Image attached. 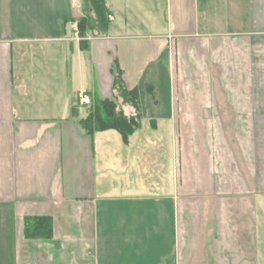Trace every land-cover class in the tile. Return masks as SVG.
<instances>
[{"label": "crops", "instance_id": "crops-1", "mask_svg": "<svg viewBox=\"0 0 264 264\" xmlns=\"http://www.w3.org/2000/svg\"><path fill=\"white\" fill-rule=\"evenodd\" d=\"M106 2L83 49L63 24L82 0H0V264H32V239H68L67 264H264V0ZM117 71L142 107L127 141L81 125L80 94L117 102ZM26 215L52 236L26 237Z\"/></svg>", "mask_w": 264, "mask_h": 264}, {"label": "trees", "instance_id": "trees-1", "mask_svg": "<svg viewBox=\"0 0 264 264\" xmlns=\"http://www.w3.org/2000/svg\"><path fill=\"white\" fill-rule=\"evenodd\" d=\"M84 14L79 18H64L63 24L76 23L77 32L81 36L83 49L89 47L86 39L90 33H102L107 30L111 21V11L106 0H82ZM116 97H121L123 103L131 104L135 108V114L127 115L118 105L115 99H101L97 95L92 97L93 102L88 116L82 120V127L89 133L95 131L116 129L127 141L139 127L142 119V107L137 88L130 89L126 86L121 71H117L114 78ZM73 112L75 109L73 108ZM24 233L28 238H50L53 233V221L51 216L26 215L24 219Z\"/></svg>", "mask_w": 264, "mask_h": 264}, {"label": "rangeland", "instance_id": "rangeland-1", "mask_svg": "<svg viewBox=\"0 0 264 264\" xmlns=\"http://www.w3.org/2000/svg\"><path fill=\"white\" fill-rule=\"evenodd\" d=\"M94 33H96V32H94ZM184 91H185V95H196V96L205 95L206 93L211 94V95L218 93L216 88H210V87L206 88V87H202V86H195L192 88L186 87L184 89ZM220 91L224 94L232 95V90L230 88L225 87V86H224V88H220ZM116 99H117L118 105L120 107H122V104H124L122 102V98L116 97ZM90 106L91 105H84V104L80 105V107L84 110H88V108L90 109ZM225 121L228 124V127H231V125L235 126V125H237V123L240 124V122L235 118H231V119H228ZM213 122L215 125L218 126V131H221L218 120L214 119ZM142 126L144 128L150 129L152 126L150 119L143 120ZM238 127H240V126H238ZM241 127L242 128L239 129V131L241 132V135L239 137H240V140L241 139H243V140L241 141L240 144H238V138L239 137L236 136V134L229 135V140H230L229 145H231V146H236V145L237 146H239V145L240 146H247V140L250 138V136L247 135V130L243 128L244 126H241ZM235 129L238 130L237 128H235ZM211 130L215 131L214 128L213 129L209 128L208 132L210 133ZM214 131H213V137L211 139L213 140V142H215L214 145L216 146L218 144V142L220 141L221 136L214 134ZM210 146H212V144ZM85 234H86V229H82L79 226L72 229V236L74 239L77 238V236L82 237ZM30 241L31 242H29L26 245V247H27V251H29L31 254V258H33L32 264H41V261H40L41 256L48 258V261L50 264H67L66 258L64 257V255L62 256L63 248L61 247V245L64 246L65 253H69L71 262H72V259L75 260V256L77 255V253L79 251L78 247L70 246V243H68V239L59 240V243L57 245L56 244L53 245V248L51 251H49V246L46 243H42V244L35 243L36 241L34 239H32ZM84 253L86 254L85 251H84Z\"/></svg>", "mask_w": 264, "mask_h": 264}, {"label": "built area", "instance_id": "built-area-1", "mask_svg": "<svg viewBox=\"0 0 264 264\" xmlns=\"http://www.w3.org/2000/svg\"><path fill=\"white\" fill-rule=\"evenodd\" d=\"M74 30L77 31V26L75 25L74 26ZM93 102V99L91 97V95L84 91L80 94V103L81 104H84V105H91Z\"/></svg>", "mask_w": 264, "mask_h": 264}]
</instances>
